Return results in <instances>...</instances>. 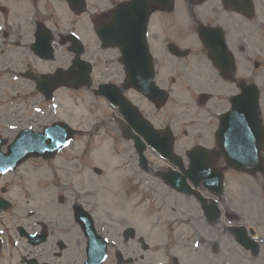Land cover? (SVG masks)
Masks as SVG:
<instances>
[{"label":"flooded vegetation","instance_id":"af4514ba","mask_svg":"<svg viewBox=\"0 0 264 264\" xmlns=\"http://www.w3.org/2000/svg\"><path fill=\"white\" fill-rule=\"evenodd\" d=\"M116 0H86L87 7L86 11L82 15H75L71 13L66 7L64 0H0V131H8V125L13 124V119L16 118L17 123L29 125L39 124L40 118L44 117V99L41 94L35 89V83L31 81L27 74L30 72L35 77L43 75L46 72H53L56 67H60L62 58L59 53H54V58L51 60H43L36 57L32 50L33 49H68V31H74L79 35H86V32L93 33L92 23L89 19H97L98 16L106 17L110 6L115 3ZM216 5L210 7V11L204 15V19L207 21L210 19V14H214L216 17H220L222 14L219 11V6H222L221 0H216ZM188 7V5H187ZM188 10V9H187ZM189 11V10H188ZM191 22L197 20L198 13L190 10ZM159 14L158 18L160 25L156 29L161 33H166L163 37L161 44L152 46L150 52L152 54V67L151 71L147 72L151 76V80L158 84L160 87L169 91L172 77V65L173 60L184 61L182 64L184 67L191 64L186 59L192 54L185 58L174 57L167 49V45L170 42L178 43L182 40L185 35L188 34L191 27L189 20L184 19L178 22L177 25L173 26V20L171 14L164 13L162 11L154 12ZM225 20L229 22V16L225 15ZM209 24L208 22H205ZM174 27V38H169L172 29ZM156 32V31H155ZM48 37L50 44L44 43V38ZM66 41L64 45L62 43ZM95 41L94 47H89L86 42L84 43V53L86 58L90 62L92 67L91 76H97L98 79L94 81L92 79L93 88L98 84H115L120 87L123 83L125 74L124 67L118 62V51L112 49L111 55L100 47V43ZM46 47V48H45ZM155 47V49H154ZM194 59L200 57V53L192 55ZM138 63V58H136ZM102 66V72L99 71V67ZM140 74V71H138ZM178 78L183 77L188 79L190 76L184 70H180L176 74ZM209 89L216 91L215 95L210 94L207 102L203 105L199 111V120H202V125L198 127V133L195 138L199 139L191 144V146L199 144L208 149L215 147L213 134L217 125V117L215 113H220L228 106V96L230 90L235 89L234 83H225L223 93L220 90H216L217 85L214 83L210 84L206 82L205 85ZM219 85V84H218ZM213 86V88H211ZM122 90V94H126V91ZM144 99L138 94L135 97L134 103L141 110V105ZM165 104L161 109H156L152 105L148 111H144L156 128H164L166 126L171 127L176 134L174 121H177L176 117H172V113L168 110ZM39 108L42 112L40 114H34L29 117L30 108ZM112 113L104 112L101 117H95L92 121V127L96 130L101 129L105 134L110 132L111 134L121 133L120 125L118 121V114L116 115L114 109H111ZM116 115V120H115ZM114 144H117L116 142ZM185 142L180 143V146H184ZM91 141L87 137L86 142L82 148L73 151L72 157L69 159L70 163H75V168H79L82 173L88 172L91 168L88 157V150L90 149ZM118 164V170L121 172V176L117 183L113 185L115 191L114 196L118 195V201L121 204V208H124L125 198L130 197L135 199L136 196L140 195V178L142 174L144 176L156 175V171L150 161L147 162L145 171L140 169V164L135 156L132 154L129 158H121ZM214 166L221 167L222 161L220 158L214 160ZM12 175H5L0 180V198L7 200L6 196L9 194L12 186L11 178ZM2 186V187H1ZM219 197V196H218ZM217 197V199H218ZM74 203H77L75 201ZM82 204V202L79 201ZM43 203H40L38 209V221L40 224V230L47 234L46 242L42 244L32 245L31 253L27 252V249L22 254V257H53L61 256L62 251H59V235L61 233L58 227V220L56 217L49 218L48 212L45 209ZM138 206L134 205L132 209H137ZM9 208L5 212L0 214V224L7 222L5 217L8 213ZM188 209L182 206H169L166 208V217L168 221L164 223L165 232V244H160V241L156 240L154 236L155 227H151L148 232H141L137 224H133L134 238L125 241L120 237L121 252L125 256H130L135 261H141L148 258L151 263L156 264V251L164 250L173 244L180 243V240H184L188 237V233L179 232L176 241H173L174 227H186L189 220ZM202 217L206 219L203 215ZM200 217V218H202ZM135 221H139V216L136 213L134 216ZM118 221H128V218L121 215ZM47 223V224H46ZM53 225L47 228V225ZM129 225V224H128ZM212 225V223H211ZM39 230V231H40ZM221 222L218 219L213 226L205 229L202 224L201 229H197L192 235L195 238H199L202 244L206 243L205 233L208 236L214 235V238L220 235ZM64 234H67L64 231ZM148 243L146 248H142L139 237ZM153 238V239H152ZM209 239V238H208ZM152 240V243L150 244ZM150 244V245H149ZM68 246V244H67ZM65 244V249L68 247ZM76 250H71L68 254L69 258L75 257ZM170 264H189V261L179 263L173 259L168 261Z\"/></svg>","mask_w":264,"mask_h":264},{"label":"rangeland","instance_id":"374dc122","mask_svg":"<svg viewBox=\"0 0 264 264\" xmlns=\"http://www.w3.org/2000/svg\"><path fill=\"white\" fill-rule=\"evenodd\" d=\"M262 33H263V35H264V31H262ZM251 49V48H250ZM260 49H262V48H260ZM263 54H264V50H263Z\"/></svg>","mask_w":264,"mask_h":264}]
</instances>
